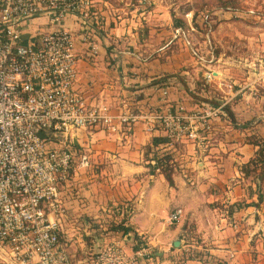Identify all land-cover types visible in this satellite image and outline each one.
Returning a JSON list of instances; mask_svg holds the SVG:
<instances>
[{
    "label": "crops",
    "instance_id": "crops-1",
    "mask_svg": "<svg viewBox=\"0 0 264 264\" xmlns=\"http://www.w3.org/2000/svg\"><path fill=\"white\" fill-rule=\"evenodd\" d=\"M163 9L143 11L138 24L132 16L117 15L116 20L107 0H94L87 27L76 15L65 18L62 24L75 36L76 90L90 102L104 101L113 109L124 104L137 113L168 102L181 103L186 111L224 103L225 114L202 148L187 141H160L152 146L172 153L173 183L158 167L151 168L153 152L145 153L153 137L165 136L159 125L149 131L137 120L111 133L99 127L78 131L73 138L77 149L83 151V144H90L113 167L110 182L105 180L107 185L100 188L103 194L89 189L88 200L80 206L84 204L88 217L98 222L102 217L98 209L113 208L130 231L147 235V243L162 252L148 264L178 260L181 264H264V27L252 18L243 26L229 22V33L211 27V42L210 37L205 39L208 33L203 34L206 27L190 25L187 17V43L175 31L178 26L172 17L160 21ZM45 23L44 16L25 20L23 39L37 40V33L47 28ZM228 34L233 39L230 44L224 39ZM92 41L98 43L95 55L89 53ZM209 69L211 79L205 76ZM165 86L167 93L162 96ZM254 156L261 160L254 172L245 175L242 165ZM107 193L110 204L104 199ZM177 205L183 207V215L169 224L167 213ZM80 206L74 205L76 215L83 213ZM175 239H180L179 246L173 245ZM64 243L73 257V248ZM191 252L196 255L187 257ZM76 260L90 262L83 257Z\"/></svg>",
    "mask_w": 264,
    "mask_h": 264
},
{
    "label": "built area",
    "instance_id": "built-area-1",
    "mask_svg": "<svg viewBox=\"0 0 264 264\" xmlns=\"http://www.w3.org/2000/svg\"><path fill=\"white\" fill-rule=\"evenodd\" d=\"M91 4L92 0H0L2 263L79 264L61 240L66 214L63 184L71 170L89 164L88 145L79 151L73 142L78 131L99 127L111 133L141 120L149 131L159 125L169 144L187 141L202 148L215 122L225 114L224 103L186 111L181 103L163 102L156 110L137 113L124 104L113 109L104 101H88L75 88V36L62 21L76 15L87 27ZM215 13L264 19V12L254 7L219 8ZM35 16H44L47 28L37 33V40L23 39V22ZM203 17L207 21V14ZM89 51L95 55L98 43L92 41ZM205 76L211 79L214 75L209 69ZM161 92L165 96L167 86ZM48 131L62 138L51 140L45 134ZM182 215L183 207L177 205L168 211L166 220L172 224ZM101 238L85 264L152 262L154 253L148 244L134 250L121 233L103 232Z\"/></svg>",
    "mask_w": 264,
    "mask_h": 264
},
{
    "label": "rangeland",
    "instance_id": "rangeland-1",
    "mask_svg": "<svg viewBox=\"0 0 264 264\" xmlns=\"http://www.w3.org/2000/svg\"><path fill=\"white\" fill-rule=\"evenodd\" d=\"M94 0H92L93 2ZM108 7H110L111 12L113 13L116 20L119 19L117 15L120 16H128L136 19L138 24L142 22V14L143 11L152 10L153 8L160 6L164 8L165 14L161 15L160 21L163 22L165 20H169L170 17L176 16L180 18L183 22H187V17L190 18V25L196 26V28H200L203 26L205 28L203 30V34L208 33L205 39L209 38L212 42V32L211 27H215V32H228L231 30V23L234 22L238 25L243 26L244 23L249 22L248 18L244 19L242 17L233 16L229 13H226V17H224V13L216 14V10L219 8H240L244 9L247 7H254L255 9L264 12V0H107ZM164 6V7H163ZM133 9L134 13L130 15V9ZM141 11V12H139ZM207 14V21L204 19V15ZM165 17V18H164ZM250 21H253L250 19ZM257 25L264 27V21H256ZM200 23V24H199ZM207 23H209L207 25ZM220 23H222V28H220ZM189 24V23H188ZM179 28V26L177 27ZM180 35L184 40H190V37L187 35L185 30V26L182 25L180 28ZM202 30V29H201ZM176 31V28H175ZM207 31V32H206ZM229 33V32H228ZM224 39H227L228 44H230L233 39L230 34L226 35ZM190 42V41H189ZM208 42V40H207ZM192 45V44H191ZM207 45V44H206ZM194 46V45H193ZM197 47V46H196ZM194 47V51L199 54L200 49ZM232 48H235L232 46ZM238 48V44L236 45V49ZM245 48V47H244ZM241 49V47H240ZM193 53V52H192ZM48 138L51 140L57 141L62 136H54L52 132L45 133ZM145 149V147H144ZM97 148L87 147L86 151L89 155V164L87 166H78L76 170H71L69 178L66 182H64L62 187V198L63 203L66 208V214H68V218L63 221V229L64 232L61 234V240L67 243L68 246L71 245L73 248V256L76 260L77 257H83L86 261H89L93 256V253L96 251L95 242L98 237H102L103 232H110V234H115L114 229L112 227L113 224L119 221L116 210H112L113 208L106 209H98L97 213L101 214V220L94 221V219L89 218L88 210L86 206H80L81 202H84L85 199L88 200L86 192H89V189L93 192L94 189H98V193H102L100 188H104L105 180H109V176L111 175V171H113V167H111V161L108 157H98V153L95 154ZM168 150V149H166ZM163 151V150H161ZM169 151V150H168ZM171 164L172 162L169 161ZM244 164V163H243ZM255 170H253L254 172ZM80 183V184H79ZM109 185L111 183H108ZM113 185V184H112ZM112 187V186H111ZM107 189V188H105ZM112 189V188H111ZM80 190V191H78ZM86 190V191H85ZM85 192V193H84ZM103 194V193H102ZM109 194L107 193L104 197L106 198V203L110 204ZM76 199V201H74ZM83 199V200H80ZM80 200V201H79ZM104 201V200H103ZM80 206L83 213L77 214L74 205ZM129 206V204H128ZM126 207L130 211V207ZM131 206V205H130ZM116 214V215H115ZM84 215V216H83ZM101 224V225H100ZM133 233V230H132ZM134 234V233H133ZM132 234V236H133ZM143 241L141 245L148 244V237L144 233H142ZM134 240V238H133ZM127 245H133V242L129 243L128 240H125ZM83 243V245H81ZM148 246L153 250V245L148 244ZM188 250V249H187ZM189 251V250H188ZM194 252V251H193ZM193 255V253H192ZM196 255V254H195ZM194 255V256H195ZM191 256V257H194ZM156 254L153 255V261L155 260ZM181 259V258H180ZM150 262H144V264H148ZM0 264H6L0 262ZM175 264H181L178 260Z\"/></svg>",
    "mask_w": 264,
    "mask_h": 264
},
{
    "label": "trees",
    "instance_id": "trees-1",
    "mask_svg": "<svg viewBox=\"0 0 264 264\" xmlns=\"http://www.w3.org/2000/svg\"><path fill=\"white\" fill-rule=\"evenodd\" d=\"M172 20H173L174 26H182V25L186 24V21L183 22L180 18H177L176 16H173ZM160 141H164V142L167 141L166 136H164V137H153L151 144H149V145L147 144L146 149H145V153L153 152L152 159H154V162L152 164H150L151 168L154 169V168L158 167L160 169V171L163 172V174L165 175V177L167 178L169 183H173V180H172L173 164H171L169 162V161L172 162V160H173L172 153L166 149L163 151H159V149H156V148L153 149L152 148L153 145H156ZM259 160H261V157H259V156L251 157L247 162H245L242 165L243 173L245 175H249L251 172H253V170H255L254 166L258 163ZM258 177L261 178L262 175L259 174ZM261 197H262V194L259 193L258 199H260ZM112 227L115 231L114 233H121L122 235H124L125 233H127L128 231L131 230V226L124 224L123 220L116 222L115 224L112 225ZM133 238L135 240V243H133V245L130 248L135 250V249L140 247V244L143 241L142 240L143 236L139 235L138 233H134ZM194 255L195 254H193V255L189 254L187 257H191ZM141 264H144V263H141Z\"/></svg>",
    "mask_w": 264,
    "mask_h": 264
},
{
    "label": "water",
    "instance_id": "water-1",
    "mask_svg": "<svg viewBox=\"0 0 264 264\" xmlns=\"http://www.w3.org/2000/svg\"><path fill=\"white\" fill-rule=\"evenodd\" d=\"M75 144H76V140H74L73 141ZM132 231H128L127 233H125L124 235H123V238L125 239V240H127V239H130V240H133V236H132ZM101 241H102V238L101 237H98L97 239H96V242H95V247L97 248L100 244H101ZM179 244H180V239H175V240H173V245L174 246H179ZM153 253L154 254H156V255H159V254H161L162 252H160V251H153ZM142 259V257H140V260Z\"/></svg>",
    "mask_w": 264,
    "mask_h": 264
}]
</instances>
